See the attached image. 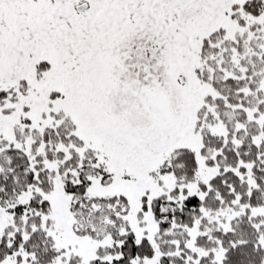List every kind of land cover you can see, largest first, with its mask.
I'll use <instances>...</instances> for the list:
<instances>
[{
	"label": "snow or ice",
	"instance_id": "6c2138e0",
	"mask_svg": "<svg viewBox=\"0 0 264 264\" xmlns=\"http://www.w3.org/2000/svg\"><path fill=\"white\" fill-rule=\"evenodd\" d=\"M0 264H264V0H0Z\"/></svg>",
	"mask_w": 264,
	"mask_h": 264
}]
</instances>
